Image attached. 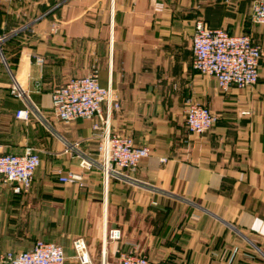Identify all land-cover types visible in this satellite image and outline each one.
<instances>
[{"label": "crops", "instance_id": "crops-1", "mask_svg": "<svg viewBox=\"0 0 264 264\" xmlns=\"http://www.w3.org/2000/svg\"><path fill=\"white\" fill-rule=\"evenodd\" d=\"M253 1L0 0V152L22 153L29 145L42 160L30 193L6 187L20 202L9 222L0 213V239L9 230L15 235L0 241V250L29 249L35 236L48 241L60 231L62 242L86 240L91 264H116L130 250L177 264H264V63L256 86L224 92L193 68L192 48L197 19L252 33L264 47V25L250 21ZM156 2L164 10L155 11ZM56 19L61 28L54 33ZM8 42L13 68L3 52ZM94 63L120 103L110 130L151 148L135 174L141 183L112 179L105 186L93 169L80 187L54 173L83 171L72 145L96 153L93 120L67 125L51 109L52 89ZM11 73L26 90L39 81L42 91L31 100L12 95ZM189 98L217 112L219 124L189 132ZM21 108L29 109L27 119L16 117ZM56 206L72 220L56 223ZM113 227L122 229V239L104 241ZM71 247L66 264H82Z\"/></svg>", "mask_w": 264, "mask_h": 264}, {"label": "built area", "instance_id": "built-area-1", "mask_svg": "<svg viewBox=\"0 0 264 264\" xmlns=\"http://www.w3.org/2000/svg\"><path fill=\"white\" fill-rule=\"evenodd\" d=\"M164 8L162 2L154 4V10L157 12ZM250 18L253 23L264 25V0L253 1ZM60 28L61 23L56 19L51 24L50 31L55 33ZM192 48L193 68L204 75L214 77L221 91L228 92L232 88L247 89L259 83L260 67L264 63V47L250 34L232 33L226 27H212L205 20L197 19L194 24ZM0 55L3 58L1 46ZM36 62L42 65L44 59L38 57ZM100 71V66L94 63L88 73L72 76L63 85L51 91V109L55 117L67 125L79 119L93 120V137L98 140L95 154L79 150L77 144L71 147L80 156L83 171L64 173L62 168H56L54 173L60 182L76 183L80 187L85 185V173L93 169L101 172L105 186L112 179L141 183L135 174L141 161L151 155V148L136 144L129 134L114 133L110 130L111 112L119 108L120 103L112 86L101 84ZM11 77L8 88L16 97L31 100L32 93L42 91L39 81L28 91L12 73ZM33 108L40 112L36 105ZM29 114L28 108H21L17 110L16 117L27 119ZM243 114H250V111L245 110ZM219 120L220 115L209 106L191 98L187 99L185 123L189 132L202 134ZM162 161H166V158H162ZM41 163L40 153L33 146H25L22 153L0 152V178L14 194L27 193L32 188L35 172ZM122 236L120 227L106 228L103 240L118 241ZM73 247L75 257L82 264H91L88 246L83 237L76 238ZM66 260L65 248L61 244L43 239H37L29 249H9L0 253V264H66ZM116 264L177 263L150 259L130 250L120 252Z\"/></svg>", "mask_w": 264, "mask_h": 264}, {"label": "rangeland", "instance_id": "rangeland-1", "mask_svg": "<svg viewBox=\"0 0 264 264\" xmlns=\"http://www.w3.org/2000/svg\"><path fill=\"white\" fill-rule=\"evenodd\" d=\"M237 89V88H236ZM1 183H2V186H3V192H5V194H7V195H3V197H2V199L0 198V213H1V216H2V219L3 220H5V221H7V222H9L10 221V219H12L13 218V215L15 214V212H16V207H14V206H16V205H14V202L15 203H17V202H20V200L18 201V200H16L14 197H12L10 194H8V189L6 188V187H9V186H5L4 187V183H3V181H2V179H1ZM4 184V185H3ZM27 193H30V191L29 192H27ZM26 193V194H27ZM25 194V193H24ZM72 207H74V205L72 206ZM61 209V207L60 206H56V208L54 209V210H56V212H55V214H54V217H55V222L57 223H59V220L60 219H64V218H67V220H68V222H69V220L71 219L72 220V218L74 217V216H72V215H66V217H64V215L62 214V213H60L59 212V210ZM74 220V219H73ZM54 222V223H55ZM72 225H73V223H72ZM22 233V232H21ZM62 233H64V232H60V231H55L54 233H53V236H52V238H50V239H47L48 241H52V242H56V243H59V244H61V245H65V243H67L68 244V246H65V248H66V251H67V253L69 254V252L71 253L72 252V247H71V244L73 243V242H62L63 240L61 239V237H62ZM13 236H15V235H13L11 232H10V230L9 231H6L4 234H3V237H2V239H0V241H10V240H12V239H14L15 237H13ZM35 241L37 240V239H43L42 237L41 238H38V237H36L35 236ZM76 239V238H75ZM75 239H73L72 241H74ZM26 240V239H25ZM44 240H45V238H44ZM71 241V240H70ZM4 251H6V248H1V250H0V253H2V252H4Z\"/></svg>", "mask_w": 264, "mask_h": 264}, {"label": "trees", "instance_id": "trees-1", "mask_svg": "<svg viewBox=\"0 0 264 264\" xmlns=\"http://www.w3.org/2000/svg\"><path fill=\"white\" fill-rule=\"evenodd\" d=\"M250 21H251V18H250ZM251 23L252 24H255V23H253L252 21H251ZM244 33H247V34H250L251 36H252V38L254 39V37H253V35H252V33H248V32H244ZM255 40V39H254ZM256 41V40H255ZM257 42V41H256ZM259 43V42H258ZM9 44H11L10 42H8L7 44H4L3 45V52H4V54H6V58H7V53H6V51H7V48L9 47ZM261 44V43H260ZM8 59V62H10V60H9V58H7ZM10 66H11V68H13L12 67V64H11V62H10ZM101 81V80H100ZM102 84V83H101ZM103 85V84H102ZM10 91V90H9ZM219 122H220V120L212 127V128H214L216 125H218L219 124ZM211 128V129H212ZM209 131V130H208ZM207 132V131H206ZM205 133V132H204ZM204 133H202V134H204Z\"/></svg>", "mask_w": 264, "mask_h": 264}, {"label": "water", "instance_id": "water-1", "mask_svg": "<svg viewBox=\"0 0 264 264\" xmlns=\"http://www.w3.org/2000/svg\"><path fill=\"white\" fill-rule=\"evenodd\" d=\"M3 54V53H2ZM3 56V55H2ZM3 59H4V57H3ZM4 62H5V59H4Z\"/></svg>", "mask_w": 264, "mask_h": 264}]
</instances>
